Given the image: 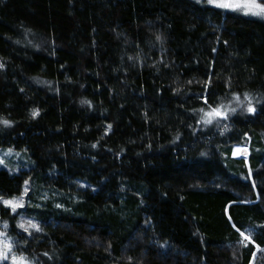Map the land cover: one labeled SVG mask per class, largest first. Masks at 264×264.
<instances>
[{
	"label": "trees",
	"instance_id": "1",
	"mask_svg": "<svg viewBox=\"0 0 264 264\" xmlns=\"http://www.w3.org/2000/svg\"><path fill=\"white\" fill-rule=\"evenodd\" d=\"M0 64V147L28 158L0 167L16 253L264 264V21L193 0H0ZM221 104L235 114L201 120ZM19 197L40 231L3 203Z\"/></svg>",
	"mask_w": 264,
	"mask_h": 264
},
{
	"label": "snow or ice",
	"instance_id": "2",
	"mask_svg": "<svg viewBox=\"0 0 264 264\" xmlns=\"http://www.w3.org/2000/svg\"><path fill=\"white\" fill-rule=\"evenodd\" d=\"M207 2L209 4H214L215 6L222 8V9H227V8H234L236 7V5H233L231 3H228L227 0H207ZM254 2V8L256 10L252 11L253 15H260V16H264V4H260V3H255V0H253ZM250 9L246 8V11H248ZM0 67H3L2 64H0ZM189 83H191V81H189ZM244 96L248 99V104L246 106V110L250 111V112H255V108L252 106L251 103V97L249 96L248 93H244ZM236 101L240 104L241 107H245V105L243 104V102L240 101V97L238 94H236ZM81 103L83 104H90V101H81ZM205 103H207V98L205 97ZM210 112H205V110L203 108H201L199 111L200 112H205V116L201 117V120L205 123L211 124L212 120L208 119L206 120L205 117L207 116H211L213 114H215V116L220 117V118H227V112L231 111L233 114H235L236 109L235 108H231V106H226L221 104L218 105L217 107L213 108L212 105H208ZM222 109H224V111H221ZM39 115V110H33V116H38ZM2 122L5 126H11V122L8 120H3L0 121ZM109 129L111 128V125H108ZM227 128V126H225V129ZM11 151V150H9ZM3 161L0 160V164H2ZM27 191V190H25ZM2 199V198H0ZM22 199V198H21ZM3 203L5 205H8L11 207L12 211L15 212L16 208L22 207V202L19 203H14L11 200H4ZM29 227L31 228H35L37 231H40L41 229L39 228L38 225L32 224L31 222H28ZM8 224L7 222L4 223V228L7 229ZM19 227L23 228L25 232H28V227H25V225L23 223H21L19 225ZM31 235V233H29ZM0 236L4 237L5 239L0 241V264H3L4 261L8 260L9 258L12 259L13 264H29V262L27 261V258L24 256H17L16 253L12 252V242L7 239V234L6 233H0ZM249 237H246V239ZM11 253V257L9 256V254ZM44 255H48L47 253H44Z\"/></svg>",
	"mask_w": 264,
	"mask_h": 264
},
{
	"label": "rangeland",
	"instance_id": "3",
	"mask_svg": "<svg viewBox=\"0 0 264 264\" xmlns=\"http://www.w3.org/2000/svg\"><path fill=\"white\" fill-rule=\"evenodd\" d=\"M193 1L198 2V3H203V4H205V5L209 6V7H212V8H215V9H219V10H222L224 12H232V13L234 12V13H238L240 15H243V16H245L247 18L264 21V16L253 15L252 14V11L256 10L254 8L253 0H227L228 3L236 5V7H234V8H227V9H222V8H219V7L215 6L214 4H209L207 2V0H193ZM255 3L264 4V0H255ZM246 8L250 9V10L246 11ZM213 116H215V114H213ZM219 118H217V119H219ZM210 120H213V119L210 118ZM9 150H11V151H9ZM247 155H248V152L245 149L235 148V150H234V156L235 157L247 156ZM0 160L3 161V163L0 164V167L6 168V169L11 171V166L20 168L22 165L27 164L28 158H27L26 154L21 152V151H16V150H13L11 148L0 147ZM11 201H13L14 203L22 202V205H24V197L15 198V199H12ZM6 206H8V205H6ZM8 207H10V206H8ZM22 207L18 206L16 208V211H15L16 213H18V227H19V225L21 223H23L25 225V227H28V229H29L31 227H29L28 224H27L28 218L26 216V213L18 211V209H20ZM32 224H34V223H32ZM3 226H4V224H3ZM9 226H10V223L8 224L7 229H5V228L0 229V233H6L7 234V239H9L11 241V239L9 237ZM19 229L24 231V229L21 228V227H19ZM4 239H5L4 237L0 236V241H2ZM12 252L16 253L15 250H14V247H12ZM16 255L18 257L19 256H23V255H20L18 253H16ZM9 256L11 257V253L9 254ZM27 261L29 262V264H32V262L30 260L27 259ZM5 263L6 264L7 263L8 264H13V261H12L11 258H9L8 260L3 262V264H5Z\"/></svg>",
	"mask_w": 264,
	"mask_h": 264
}]
</instances>
